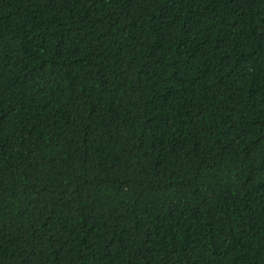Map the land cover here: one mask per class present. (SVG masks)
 <instances>
[{
	"label": "trees",
	"instance_id": "trees-1",
	"mask_svg": "<svg viewBox=\"0 0 264 264\" xmlns=\"http://www.w3.org/2000/svg\"><path fill=\"white\" fill-rule=\"evenodd\" d=\"M0 264H264V0H0Z\"/></svg>",
	"mask_w": 264,
	"mask_h": 264
}]
</instances>
